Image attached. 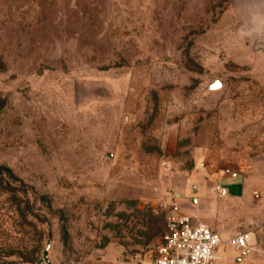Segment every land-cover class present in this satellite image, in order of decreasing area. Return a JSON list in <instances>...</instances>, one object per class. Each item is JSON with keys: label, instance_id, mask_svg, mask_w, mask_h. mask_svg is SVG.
Returning <instances> with one entry per match:
<instances>
[{"label": "rangeland", "instance_id": "1", "mask_svg": "<svg viewBox=\"0 0 264 264\" xmlns=\"http://www.w3.org/2000/svg\"><path fill=\"white\" fill-rule=\"evenodd\" d=\"M249 1L0 0V264L146 261L168 215L234 177L252 198H216L202 222L253 234L264 264V2Z\"/></svg>", "mask_w": 264, "mask_h": 264}, {"label": "built area", "instance_id": "2", "mask_svg": "<svg viewBox=\"0 0 264 264\" xmlns=\"http://www.w3.org/2000/svg\"><path fill=\"white\" fill-rule=\"evenodd\" d=\"M215 192L222 198L227 196V189L222 186H216ZM229 244L238 253L239 261L249 255L248 234L239 233ZM221 246V236L208 225L194 223L186 215L170 214L154 255L128 264H219L216 253Z\"/></svg>", "mask_w": 264, "mask_h": 264}, {"label": "crops", "instance_id": "3", "mask_svg": "<svg viewBox=\"0 0 264 264\" xmlns=\"http://www.w3.org/2000/svg\"><path fill=\"white\" fill-rule=\"evenodd\" d=\"M218 185L227 189V196L226 197L222 198L217 193L215 194L216 197L209 196V195H207V196L203 195L199 199V202L197 205V208H198L197 210L193 209L191 211H188L190 213H188L186 210V212H180L178 214L191 217L193 219L194 223H199V222L203 223L202 221H205V217H206L205 211L207 210V208H209V206H211V204L213 202L216 203V198L225 200V204L227 206L232 205V204L235 205L236 203H239L241 201H247V200L251 199L252 195L255 191V188L252 187L253 185L249 181L241 180L238 177H234L233 179L224 181L223 183L218 184ZM191 213H194V214H191ZM195 215H197V216H195ZM227 216L229 217L230 215H227ZM227 216H223L224 219L227 218ZM197 217H200L202 219L200 220ZM224 222H225V220H224ZM209 227L221 236L222 246L218 249V251L216 253L217 261L219 264H257L259 252H258V249H256V251L253 252V250H255V249H253L254 248L253 234H248V243L251 247L249 255L245 259L239 261L238 253L229 244V241L233 237L238 235L239 233L238 234L235 233L230 238L226 235L225 227H221V226L216 225L214 223H211ZM226 250L227 251L230 250V252H231V258L230 259L228 258L227 254L223 255V252ZM261 251H263V250H261Z\"/></svg>", "mask_w": 264, "mask_h": 264}, {"label": "water", "instance_id": "4", "mask_svg": "<svg viewBox=\"0 0 264 264\" xmlns=\"http://www.w3.org/2000/svg\"><path fill=\"white\" fill-rule=\"evenodd\" d=\"M249 2H250V4H249L248 8L251 10L253 7L255 8V6H257V7L263 6L264 0H250ZM214 85H216V86L214 87ZM220 88H221L220 83L217 81H214L213 84L211 85V87L208 89V92L216 91ZM49 246H50V244H48V247ZM45 258L47 259V256H45ZM41 264H43V261L41 262Z\"/></svg>", "mask_w": 264, "mask_h": 264}, {"label": "snow or ice", "instance_id": "5", "mask_svg": "<svg viewBox=\"0 0 264 264\" xmlns=\"http://www.w3.org/2000/svg\"><path fill=\"white\" fill-rule=\"evenodd\" d=\"M216 85H214V87H215Z\"/></svg>", "mask_w": 264, "mask_h": 264}]
</instances>
